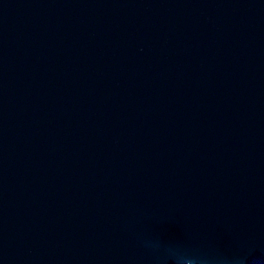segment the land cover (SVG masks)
Wrapping results in <instances>:
<instances>
[{
	"label": "water",
	"instance_id": "obj_1",
	"mask_svg": "<svg viewBox=\"0 0 264 264\" xmlns=\"http://www.w3.org/2000/svg\"><path fill=\"white\" fill-rule=\"evenodd\" d=\"M264 264V0H0V264Z\"/></svg>",
	"mask_w": 264,
	"mask_h": 264
},
{
	"label": "clouds",
	"instance_id": "obj_2",
	"mask_svg": "<svg viewBox=\"0 0 264 264\" xmlns=\"http://www.w3.org/2000/svg\"><path fill=\"white\" fill-rule=\"evenodd\" d=\"M234 264H243V261L241 259H237L234 261Z\"/></svg>",
	"mask_w": 264,
	"mask_h": 264
}]
</instances>
